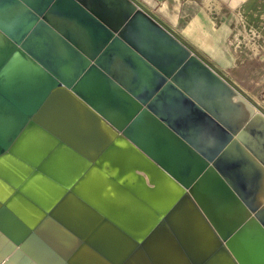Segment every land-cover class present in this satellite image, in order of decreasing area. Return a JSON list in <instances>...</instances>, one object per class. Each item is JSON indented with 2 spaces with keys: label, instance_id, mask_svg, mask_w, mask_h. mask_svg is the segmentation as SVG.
<instances>
[{
  "label": "water",
  "instance_id": "1",
  "mask_svg": "<svg viewBox=\"0 0 264 264\" xmlns=\"http://www.w3.org/2000/svg\"><path fill=\"white\" fill-rule=\"evenodd\" d=\"M263 171L264 111L138 0H0V264H264Z\"/></svg>",
  "mask_w": 264,
  "mask_h": 264
},
{
  "label": "crops",
  "instance_id": "2",
  "mask_svg": "<svg viewBox=\"0 0 264 264\" xmlns=\"http://www.w3.org/2000/svg\"><path fill=\"white\" fill-rule=\"evenodd\" d=\"M138 1L264 111L244 88L239 76L246 58L260 55V59H264V26L262 29L252 27L261 35L259 40L253 41L250 33L244 32L247 25L243 12L256 10V4L264 0ZM259 16L264 17V8ZM246 50L250 53L245 58ZM251 183L250 191L256 194L257 200H263L264 171Z\"/></svg>",
  "mask_w": 264,
  "mask_h": 264
},
{
  "label": "rangeland",
  "instance_id": "3",
  "mask_svg": "<svg viewBox=\"0 0 264 264\" xmlns=\"http://www.w3.org/2000/svg\"><path fill=\"white\" fill-rule=\"evenodd\" d=\"M256 10L249 11L245 10L244 12V22H246L245 34L250 33L251 30H255L252 27L264 26V17L259 16V11L264 8V2H258L256 4ZM250 50H246L245 58L249 56ZM260 55L257 58H246L244 63V69L240 70V80L244 85V88L248 93L258 102L262 107H264V59H260ZM256 82H259V85H256ZM2 243H0V249L2 248ZM15 249L8 252L5 259L10 257V254ZM21 256H16L9 264H17L18 259Z\"/></svg>",
  "mask_w": 264,
  "mask_h": 264
},
{
  "label": "built area",
  "instance_id": "4",
  "mask_svg": "<svg viewBox=\"0 0 264 264\" xmlns=\"http://www.w3.org/2000/svg\"><path fill=\"white\" fill-rule=\"evenodd\" d=\"M250 38L253 40V41H256V40H259L261 38V35L259 34V32L257 30H251L250 31Z\"/></svg>",
  "mask_w": 264,
  "mask_h": 264
},
{
  "label": "bare ground",
  "instance_id": "5",
  "mask_svg": "<svg viewBox=\"0 0 264 264\" xmlns=\"http://www.w3.org/2000/svg\"><path fill=\"white\" fill-rule=\"evenodd\" d=\"M206 4H207V3H206ZM0 243H2V244L4 245L6 242H5V241H3V242L0 241ZM3 245H2V246H3ZM12 249H15V248H12ZM12 249H11V250H12ZM0 250H1V249H0ZM14 252H15V250L12 252V254H14ZM19 256H20V255H19ZM14 258H15V257H13V258L10 260L9 257H8L7 259H9V260L7 261L6 264H9V262L12 261ZM5 260H6V259H5ZM27 263H28V262H27ZM25 264H26V263H25Z\"/></svg>",
  "mask_w": 264,
  "mask_h": 264
}]
</instances>
